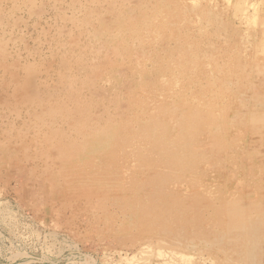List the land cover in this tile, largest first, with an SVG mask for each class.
<instances>
[{
    "label": "rangeland",
    "instance_id": "rangeland-1",
    "mask_svg": "<svg viewBox=\"0 0 264 264\" xmlns=\"http://www.w3.org/2000/svg\"><path fill=\"white\" fill-rule=\"evenodd\" d=\"M263 47L264 0H0V264H264Z\"/></svg>",
    "mask_w": 264,
    "mask_h": 264
},
{
    "label": "bare ground",
    "instance_id": "bare-ground-1",
    "mask_svg": "<svg viewBox=\"0 0 264 264\" xmlns=\"http://www.w3.org/2000/svg\"><path fill=\"white\" fill-rule=\"evenodd\" d=\"M188 9H189V8H188ZM192 9H193V8H192ZM253 11H254V10H253ZM259 13H260V12H259ZM250 19H251V18H250ZM252 20H253V19H252ZM254 20H255V19H254ZM259 20H260V19H259ZM260 21H261V20H260ZM253 25H254V24H253ZM254 26H255V25H254ZM203 32H204V31H203ZM201 35H202V34H201ZM259 37H260V36H259ZM259 45H260V44H259ZM263 48H264V47H263ZM263 48H262V49H263ZM211 96H212V95H211ZM85 107H86V106H85ZM223 107H224V106H223ZM82 109H84V108H82ZM87 109H88V108H87ZM80 111H81V110H80ZM71 114H72V113H71ZM83 114H84V113H83ZM83 114H82V115H83ZM86 114H87V113H86ZM76 117H77V116H76ZM82 117H83V116H82ZM69 118H70V117H69ZM69 118H68V119H69ZM180 118H181V117H180ZM78 119H79V118H78ZM103 119H104V118H103ZM54 120H55V119H54ZM75 120H76V119H75ZM90 121H91V120H90ZM71 122H72V121H71ZM55 123H56V121H55ZM76 123H77V122H76ZM89 123H90V122H89ZM70 125H71V123H70ZM76 125H77V124H76ZM80 125H81V124H80ZM83 125H84V124H83ZM83 125H82V126H83ZM87 125H88V124H87ZM77 126H78V125H77ZM82 126H81V127H82ZM138 126H139V125H138ZM82 128H83V127H82ZM100 128H101V127H100ZM100 128H99V129H100ZM82 130H84V129H82ZM82 130H81V131H82ZM95 130H97V129H95ZM75 131H76V129H75ZM58 134H59V133H58ZM58 134H57V136H58ZM79 135H80V134H79ZM58 137H59V136H58ZM59 138H60V137H59ZM72 140H74V139H72ZM58 142H59V141H58ZM60 142H61V141H60ZM60 142H59V144H61ZM78 142H79V141H78ZM160 142H161V141H160ZM99 143H100V142H99ZM57 145H58V144H57ZM106 145H107V144H106ZM120 145H121V144H120ZM58 146H59V145H58ZM72 146H73V145H72ZM54 147H55V146H54ZM64 147H65V146H64ZM127 147H128V146H127ZM164 147H165V146H164ZM158 148H159V147H158ZM76 149H77V148H76ZM66 150H67V149H66ZM71 150H72V149H71ZM73 150L75 151V148H74ZM127 150H128V149H127ZM58 151H59V150H58ZM61 151H62V150H61ZM67 151H68V150H67ZM142 152H143V151H142ZM60 155H61V154H60ZM63 156H64V155H63ZM140 156H141V155H140ZM66 158H67V157H66ZM249 229H250V228H249ZM248 232H249V231H248ZM246 233H247V232H246ZM154 248H155V247H154ZM146 249H147V248H146ZM139 254H140V253H139ZM182 256H183V255H182ZM186 258H187V257H186Z\"/></svg>",
    "mask_w": 264,
    "mask_h": 264
}]
</instances>
